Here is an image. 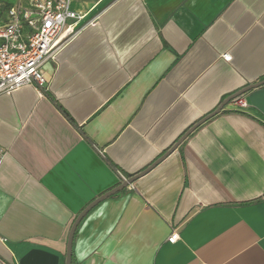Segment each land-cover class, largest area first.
<instances>
[{
  "label": "crops",
  "instance_id": "crops-1",
  "mask_svg": "<svg viewBox=\"0 0 264 264\" xmlns=\"http://www.w3.org/2000/svg\"><path fill=\"white\" fill-rule=\"evenodd\" d=\"M97 6L75 0L93 23L44 66L47 93L0 95V264H65L120 174L264 80V0ZM242 97L95 205L72 264H264V84Z\"/></svg>",
  "mask_w": 264,
  "mask_h": 264
},
{
  "label": "built area",
  "instance_id": "built-area-1",
  "mask_svg": "<svg viewBox=\"0 0 264 264\" xmlns=\"http://www.w3.org/2000/svg\"><path fill=\"white\" fill-rule=\"evenodd\" d=\"M75 0H19L7 10L0 21V95L11 94L33 86L41 93L50 89L44 66L56 61L58 55L78 34L93 23L87 14L73 8ZM230 60L229 54L223 55ZM238 107H245L241 96L233 99ZM3 149L0 147V162ZM121 180H127L120 174ZM174 230L168 242L179 240Z\"/></svg>",
  "mask_w": 264,
  "mask_h": 264
},
{
  "label": "water",
  "instance_id": "water-1",
  "mask_svg": "<svg viewBox=\"0 0 264 264\" xmlns=\"http://www.w3.org/2000/svg\"><path fill=\"white\" fill-rule=\"evenodd\" d=\"M264 84V80L260 81V82H255L252 84H249L248 86L238 90L237 92H235L234 94L228 96L223 102L222 104L213 112H211L210 114L206 115L204 118H202L201 120H199L197 123H195L193 126H191L163 155H161L156 161H154L150 166H148L145 170L130 176L127 178V180H123L121 184L115 186L114 188L108 190L107 192L103 193L102 195H100L99 197H97L95 200H93L88 206H86L81 212L80 214L77 216V218L75 219L71 230H70V234H69V240H68V247H67V253H66V260H65V264H72V255H73V241H74V236L76 234L77 228L80 224V222L82 221V219L86 216V214L95 206L97 205L99 202L103 201L104 199L117 194L118 192L124 190L125 188H127L129 186V184L133 183L136 179H138L139 177L143 176L144 174L148 173L153 167H155L159 162H161L163 159H165L169 154H171L174 150H176L181 143L198 127L200 126L202 123H204L206 120H208L209 118H211L212 116L216 115L217 113L221 112L222 109L225 107V105L230 102L231 100L235 99L236 97H239L241 95H243L244 93H246L247 91L258 87L260 85Z\"/></svg>",
  "mask_w": 264,
  "mask_h": 264
},
{
  "label": "trees",
  "instance_id": "trees-1",
  "mask_svg": "<svg viewBox=\"0 0 264 264\" xmlns=\"http://www.w3.org/2000/svg\"><path fill=\"white\" fill-rule=\"evenodd\" d=\"M12 0H0V21L6 19L7 10L13 5Z\"/></svg>",
  "mask_w": 264,
  "mask_h": 264
},
{
  "label": "rangeland",
  "instance_id": "rangeland-1",
  "mask_svg": "<svg viewBox=\"0 0 264 264\" xmlns=\"http://www.w3.org/2000/svg\"><path fill=\"white\" fill-rule=\"evenodd\" d=\"M14 3H17L19 0H12ZM87 1H92V2H96L98 3L97 8L93 11V12H98L101 10V8L105 5H107L109 2H111L112 0H79L80 5L85 8L86 6V2Z\"/></svg>",
  "mask_w": 264,
  "mask_h": 264
}]
</instances>
